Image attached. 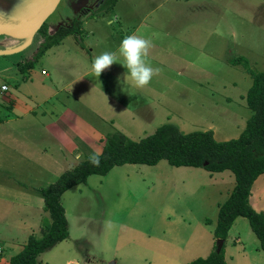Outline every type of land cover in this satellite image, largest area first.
Listing matches in <instances>:
<instances>
[{
  "label": "rangeland",
  "instance_id": "obj_1",
  "mask_svg": "<svg viewBox=\"0 0 264 264\" xmlns=\"http://www.w3.org/2000/svg\"><path fill=\"white\" fill-rule=\"evenodd\" d=\"M43 1L32 0L24 8L19 0H0V18L34 13ZM96 11L86 14L83 5L61 0L47 20L50 33L75 17L82 20L83 33L73 34L76 40L71 35L52 46L32 69L40 78L52 64L48 80L58 99L26 103L24 90L32 82L19 87L16 63L30 57L39 34L27 49L0 55V115L8 119L0 124L2 261L20 251L30 234H41L48 213L38 188L75 165L70 155L61 156L60 148L69 141L60 133L61 142L51 140L50 132L36 123L42 119L39 114L11 119L15 114L7 105L17 95L19 111L24 106L56 111L64 103L75 107L87 124L99 129L87 140L100 138L101 145L109 132L139 140L164 123L184 132L212 130L217 140H228L240 135L252 115L245 100L252 75L245 63L254 71L264 69V0H118L109 11ZM130 34L150 41L146 62L158 71L147 85L123 91L117 78L123 80L125 70L118 61L99 77L90 69L96 56L116 53L120 40ZM8 40L0 35V49L20 44ZM2 84L8 85L7 91H1ZM33 87L38 100L44 98ZM50 116L46 119L52 120ZM8 126L15 130H5ZM262 181L264 173L253 184L260 194ZM235 183L231 170L210 172L166 160L126 163L107 175H90L63 194L69 237L41 253L39 263L187 264L206 257L216 244L219 204ZM257 201L251 202L253 207L264 211V195ZM224 249L229 264H264V250L244 216L235 219Z\"/></svg>",
  "mask_w": 264,
  "mask_h": 264
},
{
  "label": "trees",
  "instance_id": "obj_2",
  "mask_svg": "<svg viewBox=\"0 0 264 264\" xmlns=\"http://www.w3.org/2000/svg\"><path fill=\"white\" fill-rule=\"evenodd\" d=\"M117 1L105 0L99 10L109 11ZM82 33V20L79 18L75 17L68 24L59 26L53 33H50L46 21L38 32L40 41L35 50L30 57L16 63L22 79L28 77L29 71L50 47L59 44L68 35ZM14 40L11 38V41ZM245 67L252 75V84L245 95L252 115L238 137L217 140L212 130L184 132L173 123H164L139 140L118 130L107 133L100 152L85 155L54 182L38 188L44 198V210L48 213L42 221L41 234H31L23 248L11 256L8 264H40L38 258L41 253L69 237L62 196L71 187L86 183L90 175H107L116 165H155L161 160L174 166L203 167L210 172L231 170L235 176L234 188L228 198L219 204L217 224L213 231L216 240L224 239L223 247L217 252L215 244L214 250L206 257H198L187 264H229L225 259V241L239 216L248 219L264 250V211L256 210L250 203L253 183L264 173V69L254 71L247 63ZM90 155H96L99 163H91Z\"/></svg>",
  "mask_w": 264,
  "mask_h": 264
},
{
  "label": "crops",
  "instance_id": "obj_3",
  "mask_svg": "<svg viewBox=\"0 0 264 264\" xmlns=\"http://www.w3.org/2000/svg\"><path fill=\"white\" fill-rule=\"evenodd\" d=\"M19 1H20V4L24 8H28L32 4V0H19ZM85 2H86V0H81L80 6L84 5ZM76 5H79V4H76ZM30 15H31V13H25L21 17L12 15V16H9L8 18H0V21L13 22V21H17V20H20L23 18H27ZM95 17H97V16H94L93 18H95ZM71 35H73V34H71ZM71 35L66 36L62 41L69 39V37ZM73 37L75 39L74 35H73ZM10 39L11 38H9V40ZM14 41H18V40H14ZM76 46L78 47V44H76ZM49 66H52V64L47 65V70H46V72H44L43 77L36 78L34 76V72H32L33 68L29 71L28 77L26 79H22V76H21L22 80L19 84V87L26 84V83L28 84V83L32 82L31 85L27 86V88H26L27 91L24 90L25 95L23 98H24L26 103L31 102L29 100H35L38 102L39 101L40 102L41 101L46 102L49 100V98L51 100H53L54 98H56V96H57L56 99H58V95L52 94V93H54V89L51 87V83L48 80V78L50 76L49 69H48ZM103 77H104V80H106V74H103ZM77 78H80V77H77ZM93 81H94V79H93ZM92 84H94V82ZM33 86H35L37 89H39L45 93L44 98L38 100V93L34 90ZM7 87H8V85H7ZM8 88L4 91H7ZM77 89H78V93L80 95V89H81L80 85H78ZM67 98H69V95H67L65 100ZM20 101L21 100L19 99V97L17 95L16 99L14 97L12 99V101L7 105L9 107V109L12 110L15 114L13 117H11V119H18V118L23 117L24 114L26 115L29 113L34 114L35 116L39 114L42 117V119H38L36 121V123L41 125V128H43L45 131L50 132L51 140L55 138L58 142H61L60 141V135H59V133H60L62 136V139L64 140L65 143L69 141L67 143V146H65V148L64 147L60 148L62 157H66V156L70 155L72 157V159H74L75 164H76L82 159V157H84L83 155L90 154L93 151L100 152L96 149V147L97 146L99 147V144L101 145V139L99 138V140H97L98 141L97 142V141H93V140L89 141L90 139L88 138V137H90L93 139L94 135H97V133L98 134L100 133L99 129L97 127H94L92 125L87 124V122L80 115L79 110L76 109L75 107H72L71 105H68L67 103H64L60 106L59 109H56V111H54V110L37 111L35 109V107L32 108L30 106H28V107L24 106V108L21 111H19L18 107H19ZM50 115H52L53 118ZM48 116H50L52 118V120H47L46 118ZM0 117L2 118V121L0 122V124L4 123L5 121L8 120V119L6 120L1 115H0ZM12 129L15 130V127L8 126V128H5V130H12ZM56 133L58 134V137L53 136ZM88 133L92 136H88ZM65 135H67V136H65ZM87 138L89 140H87ZM102 146H103V143H102L101 147ZM0 148H1V145H0ZM43 149H46V147ZM74 154H77L76 156H78V157L76 158ZM262 183L264 184V181H262ZM257 185H258V187H261L260 182ZM261 195H264V194L263 193L260 194V192L259 191L257 192L256 190H254V188L252 186L251 195H250V199H251L250 203L252 202V204H253L254 201H256V203H257L258 202L257 198L261 197ZM24 245H25V243H24ZM0 255H2V250H0ZM13 255H11V256H13ZM11 256L9 257V255H8L9 258H11ZM8 257H6V259L4 261L0 260V264H5ZM9 261H10V259H9ZM9 261H8V263H9Z\"/></svg>",
  "mask_w": 264,
  "mask_h": 264
},
{
  "label": "clouds",
  "instance_id": "obj_4",
  "mask_svg": "<svg viewBox=\"0 0 264 264\" xmlns=\"http://www.w3.org/2000/svg\"><path fill=\"white\" fill-rule=\"evenodd\" d=\"M149 47V40L136 34L126 35L120 40L116 53L105 51L92 60L91 74L99 77L102 70L118 61L125 70L123 80L117 78L121 89L125 91L127 87L141 88L147 85L154 73L158 71L146 62ZM89 160L94 165L99 163L96 155H90Z\"/></svg>",
  "mask_w": 264,
  "mask_h": 264
},
{
  "label": "water",
  "instance_id": "obj_5",
  "mask_svg": "<svg viewBox=\"0 0 264 264\" xmlns=\"http://www.w3.org/2000/svg\"><path fill=\"white\" fill-rule=\"evenodd\" d=\"M60 1L44 0L42 5L27 18L13 22L0 21V35L20 41V44L17 46L0 49V55H10L30 47L34 43L40 28L56 10ZM223 243L224 239L216 240L217 252H220Z\"/></svg>",
  "mask_w": 264,
  "mask_h": 264
},
{
  "label": "flooded vegetation",
  "instance_id": "obj_6",
  "mask_svg": "<svg viewBox=\"0 0 264 264\" xmlns=\"http://www.w3.org/2000/svg\"><path fill=\"white\" fill-rule=\"evenodd\" d=\"M104 1L105 0H92V2H90V0H86L85 4L83 5L84 12L87 14V13H91V11H94L93 13H95L96 12V9L102 7ZM80 2H81V0H70V4L72 3L73 6L76 5V4H81ZM76 14L79 15L80 12L79 13H76Z\"/></svg>",
  "mask_w": 264,
  "mask_h": 264
},
{
  "label": "built area",
  "instance_id": "obj_7",
  "mask_svg": "<svg viewBox=\"0 0 264 264\" xmlns=\"http://www.w3.org/2000/svg\"><path fill=\"white\" fill-rule=\"evenodd\" d=\"M7 88H8V87H7L6 84H2V86H1V90H2V91L6 90Z\"/></svg>",
  "mask_w": 264,
  "mask_h": 264
},
{
  "label": "bare ground",
  "instance_id": "obj_8",
  "mask_svg": "<svg viewBox=\"0 0 264 264\" xmlns=\"http://www.w3.org/2000/svg\"><path fill=\"white\" fill-rule=\"evenodd\" d=\"M61 2V1H60ZM59 5V4H58ZM58 7V6H57ZM57 9V8H56Z\"/></svg>",
  "mask_w": 264,
  "mask_h": 264
}]
</instances>
